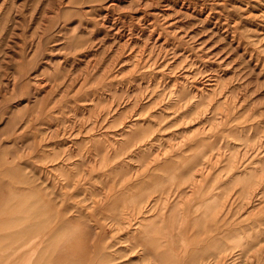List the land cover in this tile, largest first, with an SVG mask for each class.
<instances>
[{
	"label": "rangeland",
	"instance_id": "rangeland-1",
	"mask_svg": "<svg viewBox=\"0 0 264 264\" xmlns=\"http://www.w3.org/2000/svg\"><path fill=\"white\" fill-rule=\"evenodd\" d=\"M0 264H264V0H0Z\"/></svg>",
	"mask_w": 264,
	"mask_h": 264
},
{
	"label": "bare ground",
	"instance_id": "bare-ground-1",
	"mask_svg": "<svg viewBox=\"0 0 264 264\" xmlns=\"http://www.w3.org/2000/svg\"><path fill=\"white\" fill-rule=\"evenodd\" d=\"M34 243V241H28L27 243H25V245L26 244H28V245H31V244H33ZM31 257H33L32 255H31ZM34 258V257H33ZM32 260V259H31Z\"/></svg>",
	"mask_w": 264,
	"mask_h": 264
}]
</instances>
